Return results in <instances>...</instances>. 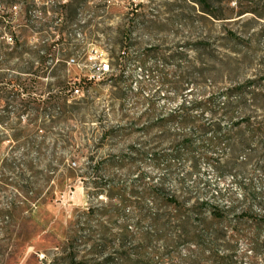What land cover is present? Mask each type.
Wrapping results in <instances>:
<instances>
[{
    "label": "rangeland",
    "instance_id": "obj_1",
    "mask_svg": "<svg viewBox=\"0 0 264 264\" xmlns=\"http://www.w3.org/2000/svg\"><path fill=\"white\" fill-rule=\"evenodd\" d=\"M211 1L222 19L206 15L192 0H0V158L12 150L34 166L22 177H0V264H69L71 237L77 261L85 260L83 255L99 244L97 239H110L102 236L104 229L118 230L115 218L100 219L106 221L103 229L99 218L85 214L91 207L107 205L104 195L95 194L96 184L117 182L129 191L140 173L157 179L162 172L168 173L169 190L188 189L200 199L220 193L216 204L224 210L227 205L235 208L223 220L215 219L200 199L177 210L163 208L181 217L178 223L190 215L193 232L221 239L205 237L204 248L191 253L182 246L179 253L164 248L161 240L150 244L137 235L131 246L137 255L131 259L158 252L182 258L161 260L156 255V264H219L221 256L231 257L233 264H264V224L236 219L249 208L241 187L248 183L259 195V206H252V211L264 213V171L249 165L244 171L218 174L207 157L226 155L230 142L214 147L211 130L194 129L217 121L220 134L226 135L232 128L229 118L203 109L190 111L200 121L195 124L161 122L179 113L182 103L207 99L238 83L255 80L264 91V0ZM228 30L235 31L239 41L229 40ZM43 61L49 68L43 77L24 70H36ZM122 71L127 79L115 84L111 73ZM14 76L37 81L46 91L65 87L69 77L94 83L89 91H66L69 103H89L50 132L39 131L37 142L45 141L39 151L24 145L33 136L27 115L2 121L8 111L21 108L4 98L6 80ZM174 83L180 89H174ZM14 129L21 133L18 141L12 138ZM189 135L194 136L193 144L183 148V158L169 156L165 163L170 169L133 155L134 147L143 142L164 141L162 147L170 153L172 140ZM248 238L255 244L249 246ZM108 241L106 254L118 248ZM190 253L194 258L185 262ZM89 257L96 263L103 259Z\"/></svg>",
    "mask_w": 264,
    "mask_h": 264
},
{
    "label": "trees",
    "instance_id": "obj_2",
    "mask_svg": "<svg viewBox=\"0 0 264 264\" xmlns=\"http://www.w3.org/2000/svg\"><path fill=\"white\" fill-rule=\"evenodd\" d=\"M192 1L199 5L201 11L206 15L216 20L222 19V17L217 14V11L212 9L213 1ZM226 37L231 41H239L238 34L233 30H228ZM10 39L11 41L15 40L18 44L16 47H21L19 45L21 43H19L18 40L15 38ZM45 47H47V45H45ZM48 69L44 61L40 62L36 70H34L33 66L24 68V70L28 71L27 73L35 74L38 77L45 76ZM110 76L115 84L119 83L120 80L127 79H123V77H125L123 71L118 75L111 73ZM35 83H37V81L33 83L31 79L19 76H14L6 80L8 86L4 88V98L16 102L21 108L16 112L8 111L2 118V121L9 120L12 115L16 117L27 115L33 126V136H26L28 140L24 145H27L28 150L37 148L41 151L44 148L45 141L42 140L37 142L36 139L40 136L39 131L42 130L46 133L50 132L56 124L73 119L76 114H79L83 109L82 104L89 103V101L85 99H74L69 103L70 97L66 94V91L69 90L72 95L76 90L80 92V87H84L85 91H89L94 82L88 78L77 79L69 77L65 87L54 90L50 89V91H46L40 84ZM182 83L184 84L183 88H186L189 81ZM179 86V84H176L173 88L178 90L180 89ZM258 86L255 80L247 81L229 87L224 90L223 93L210 95L207 99L189 103L184 102L180 106L179 113L164 117L161 122H176L181 125L200 122L190 115L191 110H205L206 112H210L213 116L223 114L226 118H229L232 123L231 131L226 135L220 134V128L218 123H216L217 121H212L214 125L208 128L202 126L194 127V129L198 131L211 130L214 134L209 141L214 147L219 146L223 140H228L230 142L226 147V155H211L207 157V160L213 164L220 175L234 171L237 172L238 169L244 171L249 165H253L255 169L264 171V165L260 163L262 160L264 162V91H261ZM42 92L47 93V97H43L44 95ZM233 128L238 129V131L234 132ZM18 131V129H14L15 133L12 134V138L15 141L21 139V133H18ZM193 140V135L182 137L180 140H172L171 145L173 149L170 153L162 147L164 141L156 143L149 142V144L143 142L141 147H134L133 155L145 162L149 160L156 168L164 167L165 169H170V163H165L168 161L169 156H172L174 159L183 158L186 156L183 148L185 149V146L192 145ZM235 142H238L237 146H235ZM14 152L11 150L7 157L0 158V177H7L9 175L22 177L27 172L34 170V166L30 162L25 160L23 162V159H18V157L14 156ZM239 155L243 156V161H238ZM23 156V158H27L28 153ZM224 156H227V161L223 159ZM137 178V181H135L129 191L117 182L96 184L98 190L95 194L97 196L104 195L107 200V205H102L97 208L91 207L85 214L87 216L99 218V226L103 229L106 228V221H101L100 219L105 217L115 218L118 224V230L113 232L108 228L106 230L104 229L102 236H106L111 240L106 239L104 242L103 238L97 239L96 241H98L99 244L95 243L92 248L83 255L85 260L82 261H77L78 253L74 245V238L71 237L69 240L70 251L68 253L69 264H91V262L95 264H120L119 261H122L123 264H131L132 262L133 264H156V255L157 257H161V260H165L167 257L168 259H175L176 255L171 256L169 253L161 255L158 252L150 253L152 257H150L149 254L145 255L142 258L143 260L131 259L133 255H137L133 253V247H131L137 235H142V239L150 244L161 240L164 243V248L168 249L170 247L174 249L175 252L179 253L182 246H184V248L186 247L191 253L195 252L196 248H204L205 237L213 239V241L221 239L220 236L215 237L211 233H206L208 235L204 236L193 232L190 229L192 226V217L190 215H187L182 222L178 223L177 221H180L181 217L176 219L175 216L164 213L163 208H173L177 210L187 203L200 199L190 193L188 189L180 191L167 189L166 184L169 179L167 172H162L161 176L157 179L148 178L145 173H140ZM10 184L16 187L14 183ZM241 187L245 191V200L249 202V208L238 214L236 219L252 222L255 226L264 224V213H255L252 211V206H255V204L259 206V195L253 190L252 183L241 185ZM213 196L214 197L201 198L200 205L208 208L215 219L223 220L225 219V214L230 212L235 206L227 205L228 208L224 210L216 204L217 200L221 198L222 195L217 193V195ZM109 206L111 207L108 209ZM121 220L124 221V223H122ZM132 223L136 230L133 229ZM144 223L147 225H143ZM221 236L226 237V232ZM232 238L238 239V237L234 235ZM248 239L251 241L249 246L255 244L251 238ZM107 241L114 242L118 246L113 253H105ZM254 249L255 248H252L250 250ZM191 253L185 256V262H187L186 260H192L194 258ZM104 255L106 256L104 257ZM89 256H96L98 259H103L98 260L96 263V259ZM176 258H182V256L179 254ZM230 258L229 256H221L219 264H233Z\"/></svg>",
    "mask_w": 264,
    "mask_h": 264
},
{
    "label": "built area",
    "instance_id": "obj_3",
    "mask_svg": "<svg viewBox=\"0 0 264 264\" xmlns=\"http://www.w3.org/2000/svg\"><path fill=\"white\" fill-rule=\"evenodd\" d=\"M3 10V7H2V5L0 4V12ZM76 93H78L79 91L78 90H76L75 91ZM43 256V255H42Z\"/></svg>",
    "mask_w": 264,
    "mask_h": 264
}]
</instances>
